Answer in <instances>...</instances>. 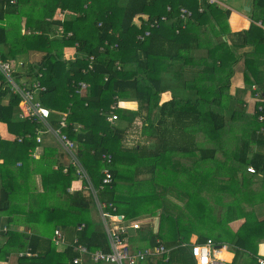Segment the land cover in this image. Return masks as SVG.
<instances>
[{
	"label": "trees",
	"instance_id": "obj_1",
	"mask_svg": "<svg viewBox=\"0 0 264 264\" xmlns=\"http://www.w3.org/2000/svg\"><path fill=\"white\" fill-rule=\"evenodd\" d=\"M250 3L254 19L261 23H252L249 29L232 35L226 21L231 11L209 0H0L3 58L17 62L19 57L32 55V60L24 65L25 72L17 75L32 77L37 69L43 71L41 81L46 90L40 91L38 98L53 110L51 125L59 123L54 113H68L63 132L74 141L72 151L78 160L72 159L65 171V164L57 163L56 149L48 146L39 158L34 157L39 146L36 129L44 128V124L20 118L21 96L8 94V88L0 86V122L6 123L17 135L32 134L21 142L0 136V160L3 159L0 161L1 261L7 260L13 251L25 249L38 255L17 257L14 264H73L72 259L77 254L73 247L59 249L52 241L57 226L75 231L79 241L90 249L108 245L104 229L97 228L87 214L93 194L87 199L83 193L75 195L68 189L78 178L88 186V180L79 169L80 163L97 190L99 200L115 204L120 212L124 197L118 190L117 179L122 177L119 167L127 160L144 157L138 145L128 148L124 144L126 130L122 123L132 124L144 109L148 113L145 119L150 121L147 128H155L151 117L158 110L169 111L178 120L176 131L181 136H192L187 131L192 126L196 127V133L207 128L212 141L220 144L209 148L190 147L188 150L199 152L197 158L201 160L217 161L219 149L226 157L230 156L232 152L223 145V139L238 128L248 130V139L243 141L239 154L237 147L232 155L237 164L253 165L257 175L262 176V183L243 177V191L248 192L245 198L252 200L253 190L262 185L263 201L252 200V212L258 204L264 209V134L256 132L258 126L250 132L249 121L252 119L260 126L264 123L258 121L255 113L252 115L243 109L234 112L232 117L210 109L212 102L219 98L218 104L225 101L226 108L231 103L240 108L245 105L241 96L245 89H239L237 95L229 93L236 68L244 73L245 83L258 85L257 90H253L255 109L259 104L264 105V74L261 75L264 68V0H251ZM182 7L192 14L182 17ZM58 10L66 12L63 19L55 18ZM143 13H148L150 19L138 26L134 19ZM146 31L150 33L145 35ZM139 35L145 37L139 39ZM67 47L75 49L73 56L66 57ZM252 50L259 55L249 53ZM35 54H40L39 62H33ZM91 56H95V61L90 69ZM173 70L179 80L185 81L187 88L196 91V96L186 100L173 97L159 106L165 89L162 85L164 73ZM0 78H3L1 72ZM80 82L88 84L82 92H79ZM131 98L139 102L138 108L118 105L121 100ZM113 113L118 118L111 122L108 116ZM176 141L181 142L180 139ZM108 155L112 156L111 163L107 162ZM49 157L54 159L49 160ZM224 162L226 166L228 161ZM55 163L57 169L53 168ZM236 163L229 169L226 167L232 179L238 171ZM106 168L113 173V181L103 185ZM220 168L223 167L220 165ZM38 174L42 191L38 187ZM135 199L137 207L134 206L138 208L140 198L137 195ZM3 215L7 216L6 221ZM83 220L85 227L78 229ZM14 221H28L40 229L19 230ZM246 228L249 231L245 232ZM175 232L178 235L174 241L162 243L159 233L150 230L148 244L156 246L160 242L170 250L143 264H197L191 247L183 246L180 238L183 234L188 242L190 231L176 229ZM230 236L233 239L221 235L217 238L234 243L229 250L235 257L227 264L239 263L243 251L252 264H258L259 240H264V219L253 228L245 226L236 233L232 231ZM209 238L201 234L199 242Z\"/></svg>",
	"mask_w": 264,
	"mask_h": 264
},
{
	"label": "crops",
	"instance_id": "obj_2",
	"mask_svg": "<svg viewBox=\"0 0 264 264\" xmlns=\"http://www.w3.org/2000/svg\"><path fill=\"white\" fill-rule=\"evenodd\" d=\"M219 3L226 8H228L231 11L230 16L226 19V21L229 23L230 30L232 35L235 32L241 31V30H247L251 27V24L253 21L256 20L253 18L254 15L251 13V11H247L245 7L248 5L251 7V0H244L242 5L240 7L232 5L228 0H217ZM244 5V8L242 7ZM252 10V7H251ZM246 14H252L250 16H247ZM215 17V16H214ZM12 18V17H9ZM56 18V16H55ZM150 16L148 13H143L140 14V16H137L134 19V22L138 25L141 26L143 22L149 21ZM9 20V19H8ZM7 20V21H8ZM13 19H11L12 21ZM215 20V19H214ZM10 24V21H8ZM260 24V23H259ZM11 25V24H10ZM218 26V25H217ZM140 36V35H139ZM223 38H225V35H222ZM232 38V37H230ZM67 49L72 50V54L69 55L67 54ZM66 51V57H71L73 56L75 49L73 47H67L65 49ZM249 53H253L255 55H259L258 52L255 51H249ZM32 56V55H31ZM30 57H19L17 60V63H23L26 66V62L29 63L32 58ZM33 62H39L40 61V54H35L33 55ZM28 59V60H27ZM261 75L263 76L264 74V68L261 69ZM244 73L242 72L241 69L236 68L234 76L231 80V86L229 89V93L231 95H237L239 89H245L244 91L241 92L242 99L245 102V105L240 108V106H236L233 104V107L229 106L228 110L230 114H228L227 108H225L222 105H216L218 108H221V114H224L226 116H231L233 115L234 112H237L238 110H245L247 113H253L254 107L256 105V98H255V93H253L252 86L255 83H245L244 79ZM237 78H236V77ZM236 78V79H235ZM234 82L238 83L234 88L233 84ZM242 84V85H241ZM162 85H165L166 91L163 90L159 102V106H162L166 101H169L173 97H179L182 98L183 100L186 99H193V96L196 95V91L190 90L189 88L186 87V83L184 80H179L175 74V70L171 71L169 74L168 72L164 73L163 77V82ZM257 85V84H256ZM258 86V85H257ZM169 89L172 90L173 95L171 97L165 96V93H169ZM180 89L183 90V92H180ZM186 89V91H184ZM220 101V98L218 99ZM215 103H217V100H214ZM120 107H129L130 109H136L139 107V102L136 101L134 98L131 99H125L121 100L119 102ZM226 109V110H225ZM55 114V113H54ZM146 110L144 109L142 115L136 117L135 121L127 125L125 123H122V127L126 130L125 133V140L124 144L128 147L131 148L133 146L138 145V147L142 150L140 154H143L144 157L139 158V159H131V160H125L126 162L120 165V170L122 173V177H118V190L119 192L123 195L124 197V202L123 206L120 210L119 213L124 214L127 219L129 220H137L141 223V227L138 229H130L128 233L129 237V242L131 244V247L133 250H138L146 247H153L155 245H149V234L148 232L150 230L153 231V233H159L160 230V224L162 219V216L165 214V210L172 209V211H176L177 204H183L184 199L185 201L187 200V197L180 200L176 197H171V201H163V198H160L161 201L157 202V205L155 204L156 201L153 200V203L155 204L154 206L149 205V199H157L156 194L153 195L151 193V187L147 188L145 185L147 182H151L154 184L155 189L161 188V181L163 179H166L167 181H171L168 179L169 174L167 171L175 166H170L171 164L179 163V164H185L188 166L190 169L186 170L185 166H181L182 169H184V176L187 174L190 176V174H194L193 170H195V167H190L194 166L196 159V153L195 151H190L188 150L190 147L191 149H194L196 144V137L197 134L194 132L196 130L195 126L189 127L187 131L192 135V136H181L179 133L176 131V125L178 124V120L175 119L174 116L170 115L169 111H156L154 115H152L151 120L152 122L155 123V128H147L149 127V122L145 119V115H147ZM57 118V117H56ZM58 119V118H57ZM60 119V118H59ZM29 134V133H26ZM25 134V135H26ZM25 135H17L13 132H11L8 128V125L4 122H0V136L3 139H7L9 141H14L18 140L19 137L25 136ZM194 135V136H193ZM136 137V138H135ZM194 137V138H193ZM26 138V137H25ZM28 138V137H27ZM180 139L181 142L177 143L176 140ZM20 142V141H19ZM45 146L51 147L56 149L57 154H58V164H65L67 169L68 164L71 163L72 159L74 157L71 155V153L65 148L64 144L62 141L55 135L53 134H44L42 136V142L39 143V146L36 148V150L33 153L34 157L39 158L40 155L43 152V149ZM201 148V147H200ZM264 149V148H263ZM67 150V151H66ZM162 151L161 153H158V151ZM54 156V155H53ZM54 159L53 157H49V160ZM181 159V161H180ZM200 160V159H199ZM209 160V159H206ZM3 162V159L0 160ZM204 161V160H203ZM205 162V161H204ZM55 163L53 165L54 169H57L58 164ZM20 162H18V165ZM170 166V167H169ZM180 166V165H179ZM107 169V168H106ZM105 170V169H104ZM249 174V173H247ZM187 175V176H188ZM246 177H250L246 175ZM253 177V176H251ZM85 179H87L85 177ZM238 179V177H237ZM249 179V178H248ZM259 180V179H258ZM159 181V184H158ZM37 182H38V187L39 190L42 191V183H41V175H37ZM69 192H74L75 195H77L79 192L83 193V196L86 197L87 199H91L89 188L84 184L82 178H78L72 182L71 187L68 189ZM163 192V189L160 190L159 193ZM0 192H1V179H0ZM133 194H136L135 196ZM138 195L140 198V205L138 208L137 201L135 197ZM94 200L91 201L90 205L88 206L87 214L88 217L92 220L97 222L100 220V222L103 224L102 217L100 214V210L98 207V204L95 200V197L93 195ZM99 199V197H98ZM127 199V200H126ZM100 201V200H99ZM101 202V201H100ZM173 202V206L171 205ZM105 203V202H102ZM147 203V207H145L143 204ZM152 202L151 204L154 205ZM126 204V205H125ZM115 205V204H114ZM136 207H135V206ZM170 205V206H169ZM116 206V205H115ZM117 207V206H116ZM173 207V208H172ZM256 211H254V214L256 215L257 212L261 213V206L260 204L255 206ZM118 209V208H117ZM178 211V209H177ZM131 212V213H129ZM182 213V212H181ZM175 215H178L175 219L176 221V229L179 230V224L182 226V228L186 231H190V234L188 236V242L186 240V236L183 234H180V238L182 239L181 241L184 243H189L192 244L195 241H199L200 234L197 232H194V230L187 228L186 223H183V221H186V217H181V214L175 213ZM253 217V216H252ZM260 218V216H259ZM2 219L5 221L7 220V216L3 215ZM212 219V218H211ZM258 219V217H257ZM19 220V219H18ZM215 220V219H214ZM208 223L210 224L209 218H208ZM17 222V223H16ZM14 221L16 223L15 228L19 230H28L34 231L40 229V227H37L35 224H32L31 222H23V221ZM174 222V221H173ZM236 223L238 226L239 222L233 221ZM81 223H85L84 220ZM79 223V225L81 224ZM96 224V223H95ZM94 224V225H95ZM104 226V224H103ZM13 227V226H12ZM61 228L65 234V238L69 244L73 243L76 238L75 231H67L68 227L64 228L63 226H57L56 228ZM240 226L237 228L232 229L233 231H237ZM55 228V229H56ZM172 228L173 227L172 225ZM105 231V227L103 228ZM141 230V231H139ZM174 230V229H172ZM55 231V230H54ZM77 231V230H76ZM106 232V231H105ZM172 236L174 238H171L167 242H172L176 239L177 233L170 231ZM75 233V234H74ZM170 234V235H171ZM53 235L52 234V241H53ZM213 239L215 246H216V254L218 256V259H216V264H227L231 263L235 257V253L230 251L231 246L234 245L233 242L230 240H222V239H217L214 236H210V234H207L204 236H208ZM158 239H161L162 243H164L163 239L158 237ZM54 243V242H53ZM55 244V243H54ZM181 244V243H180ZM56 245V244H55ZM57 246V245H56ZM59 249H63L59 246H57ZM26 251L24 250H17L13 251L10 255H8L7 260H0V264H5L8 261L11 262V264H14L15 260L20 252ZM60 251V250H59ZM225 253H228L227 257L225 259H221L220 256H224ZM77 255V254H76ZM230 256V258H229ZM258 257H264V240H259V248H258ZM229 258V259H228ZM167 260V259H166ZM237 264H252L250 262V258L247 255L246 252L243 251V253L240 255L238 258ZM86 264H92L90 261H87Z\"/></svg>",
	"mask_w": 264,
	"mask_h": 264
},
{
	"label": "rangeland",
	"instance_id": "obj_3",
	"mask_svg": "<svg viewBox=\"0 0 264 264\" xmlns=\"http://www.w3.org/2000/svg\"><path fill=\"white\" fill-rule=\"evenodd\" d=\"M228 1L232 5L240 7L244 0H228ZM242 7L244 8V5ZM61 13L62 11L58 10L57 14L55 15L56 18L59 17L61 18L62 17ZM246 15L250 16L252 14L249 15L246 14ZM256 22L260 23L259 21ZM253 23H255V21H253ZM72 52H73L72 50L67 49V54L71 55ZM11 65L12 68L16 69L17 73L25 72L24 70L25 66H21L17 62H11ZM203 73L205 74L206 72ZM18 81L21 82L22 79L18 78ZM237 84H238L237 82L236 83L234 82L233 88ZM168 91L169 93H165V96L169 95V97H171V95H173V92L171 89H169ZM184 91H186V89H184ZM180 92H183V90L180 89ZM195 96L196 95H194L193 97ZM218 103H219L218 100L217 103L212 102V105H210V109L221 112L222 111L221 108H218L215 105ZM233 104L231 103L230 106L233 107ZM218 105H222L226 108L225 101L220 102V104ZM227 111L228 114H230L228 108ZM249 114L254 115L251 112ZM55 116L57 118H61L60 113H55ZM230 118L231 117H229L228 119ZM257 126L259 127V129L263 127V125L260 126L259 123L257 124L252 119L249 121V128L251 130L250 132L254 131ZM204 127L206 128V126ZM257 129L256 132L258 131ZM247 132L248 130L246 129L238 128V130H236L235 133L233 132L230 135L228 134L229 136L227 135V138H225V140L223 139V145L226 146V149H228V151L232 152L230 156L226 157V155L219 149L217 151V157H219L217 161H214L213 159H209V160H204L205 161L204 162L201 159L200 160L196 159L195 165L190 166V167H195V170H193L194 174H190V176L188 174H187L188 176L187 175L184 176V169H182L181 166H185L186 170L190 169L185 164H179V163L171 164L170 166H175L167 171L168 173H170L168 179H170L171 181H167L166 179H163V181L160 182L161 188L159 189H155L154 184L151 182L146 183L145 186L147 188L151 187L152 188L151 193L153 195L156 194L155 196L157 198V199H152V198L149 199L150 206L155 207V204L157 205V202L161 201L160 198L162 197H164L163 201H171L172 199L171 197H176L180 200L187 197L186 201L184 199L183 204L180 203L177 204L176 211H172V209H168L170 207H168L165 210V214L162 216L163 220L161 221L160 230H159V235L164 242H167L169 239L174 238L170 231L172 232L176 231L177 219L175 218L178 215H175V213L178 212L179 214H181V217L187 218L186 221H183V223H186L187 228L194 230V232H197L200 235L210 234L216 238H218L221 235L222 237L233 239L230 236L231 232L233 231L232 229L240 226L237 231H234V233H236L242 227L245 226H250L251 228H253L256 224H258L261 220L264 219V209L262 207H261L262 208L261 213L257 212V214L255 215L252 212L253 210L252 205L254 204V201L252 204V200H256L257 198L262 199L263 192H261L260 190H262L263 186L260 185V187L253 190L252 200H250V198L248 197L245 198L246 196L245 193L248 194V192L243 191V187H244L243 177H246V175L247 176L250 175V177H248L249 179L250 178H253L254 180L259 179L260 180L259 183H262L261 182L263 180L262 176L257 175V173L247 174L248 173L247 166L249 164L246 163L237 164L232 155L235 153L237 147H238L237 151L239 154L243 141L245 139H248L246 136ZM209 133L210 132L207 131V128L205 130L203 129L202 132L201 131L198 132L196 137V144L198 147L201 148H209L213 146L217 147L220 144V142L212 141V134ZM195 153L197 157L199 155V152L196 151ZM222 154H224L225 157ZM223 160L228 161L226 166L224 165L225 162L223 163ZM234 163L238 165V171H236L235 178L232 179V176L227 173L226 167L228 166L229 169ZM220 165L223 168H220ZM237 177H238V181H237ZM161 189H163V192L161 191V193H159ZM89 192H91V190H89ZM153 200L156 201L155 204L153 203ZM151 202L154 205H152ZM143 205L147 207L148 204L144 203ZM171 205L173 206V202ZM242 211H244V214L241 213ZM208 218L210 224L207 221ZM236 220L239 222L238 226L236 225L235 222H233ZM92 222L93 224L96 223L95 226L97 228L100 229L104 228L100 220H98L97 222L95 221ZM172 225L175 228H172ZM179 227L180 229H183L182 226H180V224ZM246 231H249V229L246 228L245 232ZM235 236L237 237L238 234H235ZM252 237L253 236H251V238Z\"/></svg>",
	"mask_w": 264,
	"mask_h": 264
},
{
	"label": "built area",
	"instance_id": "obj_4",
	"mask_svg": "<svg viewBox=\"0 0 264 264\" xmlns=\"http://www.w3.org/2000/svg\"><path fill=\"white\" fill-rule=\"evenodd\" d=\"M210 2H218L217 0H209ZM170 10V7H168ZM192 11L186 7L181 8L182 17L190 16ZM63 19L66 15L65 11L61 13ZM60 18V17H59ZM162 19H166L163 17ZM157 23V21H155ZM261 23V22H260ZM150 32L146 31L145 35ZM145 35H140L139 39H143ZM95 61V56L90 57L89 68H93ZM24 66L23 63H19ZM0 72L3 78H0V86H5L8 88V94H19V117L24 119H30L32 121L40 122L44 124V128L36 129V140L38 143L42 142V136L44 134H53L57 136L65 148L72 154L75 159L73 148L75 143L70 139L64 132L63 129L67 126V116L68 113L63 112L59 123L57 126L50 124L51 115L53 110L44 105L38 98V93L40 91L46 90V86L42 84L43 71L39 69L36 70L34 76H19L17 75L16 69L12 68L11 62L3 58L2 52L0 50ZM19 76V77H18ZM18 78L22 81L19 82ZM88 84L86 82H80L79 92L86 90ZM257 85H253L252 89L257 90ZM257 100L260 101V95L257 93ZM119 105V104H118ZM257 115L258 121L264 123V105L259 104L254 112ZM118 117L115 113L108 116V120L113 122ZM258 133L264 134V126L258 129ZM31 133L26 134L18 138V141H23L25 137H31ZM107 162H112V156L108 155L106 157ZM78 161V160H77ZM79 169L82 171V175L88 180V188L94 195L95 200L98 204L102 221L105 227V231L108 237V245L105 248L90 249L86 244L81 243L78 238L72 244H69L65 238V234L61 228H56L53 235V242L59 247H68L69 245L73 247V250L77 252L72 259L73 264H86L90 261L92 264H143L149 259H154L155 257H161L169 253L167 247L164 244L158 243L154 247H146L138 250H133L129 242L128 233L130 229H138L141 227V223L137 220H129L127 217L119 213L117 207L113 203H102L98 199L97 190L91 183L89 177L87 176L85 170L79 163ZM248 173H256V169L253 165L247 166ZM105 177L103 178V185L111 184L113 181V173L107 168L104 170ZM85 227V223H81L78 229ZM1 237V236H0ZM185 247H191V253L195 258L197 264H216V259L218 256L216 254V246L212 238L207 239L204 242L195 241L192 244L182 243ZM38 255L37 253H32L30 250L20 252L19 257L22 256H32ZM258 264H264V257L257 258ZM5 264H11L8 261Z\"/></svg>",
	"mask_w": 264,
	"mask_h": 264
},
{
	"label": "bare ground",
	"instance_id": "obj_5",
	"mask_svg": "<svg viewBox=\"0 0 264 264\" xmlns=\"http://www.w3.org/2000/svg\"><path fill=\"white\" fill-rule=\"evenodd\" d=\"M228 253H225L224 256H220L221 259H225L227 257Z\"/></svg>",
	"mask_w": 264,
	"mask_h": 264
},
{
	"label": "water",
	"instance_id": "obj_6",
	"mask_svg": "<svg viewBox=\"0 0 264 264\" xmlns=\"http://www.w3.org/2000/svg\"><path fill=\"white\" fill-rule=\"evenodd\" d=\"M245 9H246L247 11H251V7L248 6V5L245 7Z\"/></svg>",
	"mask_w": 264,
	"mask_h": 264
}]
</instances>
